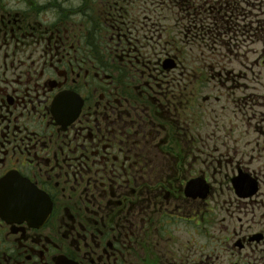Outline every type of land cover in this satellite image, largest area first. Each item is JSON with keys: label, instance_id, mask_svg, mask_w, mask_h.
<instances>
[{"label": "flooded vegetation", "instance_id": "obj_1", "mask_svg": "<svg viewBox=\"0 0 264 264\" xmlns=\"http://www.w3.org/2000/svg\"><path fill=\"white\" fill-rule=\"evenodd\" d=\"M175 1L199 43L198 8ZM251 2H210V53L238 67L211 63L206 96L178 37L176 52L149 46L139 24L163 28L152 0H0V264H264L259 111L244 131L261 56L249 46L264 35ZM216 93L232 107L222 136L201 132ZM242 174L260 182L250 198L235 194Z\"/></svg>", "mask_w": 264, "mask_h": 264}, {"label": "rangeland", "instance_id": "obj_2", "mask_svg": "<svg viewBox=\"0 0 264 264\" xmlns=\"http://www.w3.org/2000/svg\"><path fill=\"white\" fill-rule=\"evenodd\" d=\"M187 1H191L192 5H195L198 8V12H199L198 20L202 26L207 27V24L209 21L208 19L209 11L208 10L210 7V2L212 0H182V4L184 5L188 4ZM216 1H220V0H216ZM252 1L254 2L256 0H252ZM258 1L259 3L251 2L252 4L250 6L246 5L245 7H246V10L249 12L248 13L249 19L253 16L254 8L251 7L252 5L253 6L257 5L258 8H261L262 10L259 14V18L261 19L264 25V2L262 3V1L264 0H258ZM152 5L156 7L157 11H155V13L160 14L162 16L161 21H162L163 28L162 29L159 28V30L155 31L157 27H155L150 21L143 23V24H139L147 32L148 42H149V46L151 47V49H152V46H151L150 41H152L157 47L160 46L159 48L161 49V40L163 41V43L168 40V43H165L166 49L171 52H176L175 39L178 37V41L184 46V51L186 53L185 60H184V65L187 67L185 69L186 73L193 75V71L196 69L199 70L200 72H206L209 78H207L204 81L207 83L206 87H208L205 93H207L208 95L209 94L213 95L212 94L213 89L211 88H213L215 84L218 85V81H214L210 78V75H212V73L210 74L209 64L218 62L220 66L225 67L227 70H230V68L236 69V67H238V63L237 62L230 63L228 59L224 60L221 58V56H217L216 58L214 54L210 53L211 50L209 46V36L208 35H204L205 38L202 39V43L197 44L198 42L196 41L195 42L190 41V39H192L191 28H190V22H192V19L190 18V15L188 14L186 10H184V14L182 15L180 14L181 17H179V15L177 14L178 9L175 7L177 6V2L175 0H173V3L171 2V0H152ZM137 15H140L145 20V16H144L145 14H142L140 12V13H137ZM177 18L180 19L179 24H177V22H179ZM151 27H153V31H150ZM165 28H167V30H163ZM182 29H184L183 33H182ZM161 31H163V33L167 31L168 33L163 34V38H162L161 33H160ZM201 31L204 33V30H201ZM249 50H250L251 60L256 57V55L254 54L255 51H258V50L261 51V53L259 52L261 54L260 62L258 66L255 67V70L258 74L256 79L254 78L256 75H253L254 73H252L251 69H249L248 84L250 87H252V90H249V92H247L248 94V101H246L247 107L244 108L245 111H249V118H250V119L248 118L247 121L244 122V124L246 123L244 126L246 128L248 127L249 134L251 137L252 135H255L253 133H255L256 131L255 125L257 122L255 121V118H251L250 115H253L255 111H259V113H261L262 116L264 117V36H262L260 41H257L255 44H252L251 46H249ZM217 69H219L218 66H217ZM186 81L188 82L190 81L191 82L190 85H192L193 78L189 77L188 79H186ZM202 85L204 86L205 84L202 83ZM216 94L220 95L218 93ZM220 97L221 98L219 102H215L214 100H208L207 102H202L204 108H206V110L202 113V121L204 122L202 133H210V134L217 133L219 134V136H222L225 134L224 126L227 121L228 114H230V110L232 109V107H228V103L225 99L224 93H221ZM239 122L241 121L239 120ZM257 127L258 129H260L259 133L264 134L263 118H262V122H260L259 126ZM261 159H262L261 161V164H262L264 162V154H263V158L260 157L258 161L255 163L254 165L255 167L259 165V161ZM217 239H219L218 236H217ZM227 242H228V239L226 238L224 247L221 248V249L224 248L225 252L228 249ZM218 243L219 242L215 243L214 245L218 246ZM233 251H236V250H233ZM234 259L237 260L236 257Z\"/></svg>", "mask_w": 264, "mask_h": 264}, {"label": "snow or ice", "instance_id": "obj_3", "mask_svg": "<svg viewBox=\"0 0 264 264\" xmlns=\"http://www.w3.org/2000/svg\"><path fill=\"white\" fill-rule=\"evenodd\" d=\"M3 181V180H0ZM11 184L15 185L18 188L19 195L22 197H32L35 199H39L41 193L35 191V189L31 185H27L25 181L20 178L12 180ZM3 191V185H0V192Z\"/></svg>", "mask_w": 264, "mask_h": 264}]
</instances>
